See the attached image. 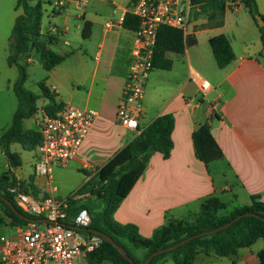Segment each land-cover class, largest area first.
<instances>
[{"label":"crops","instance_id":"0c3cea01","mask_svg":"<svg viewBox=\"0 0 264 264\" xmlns=\"http://www.w3.org/2000/svg\"><path fill=\"white\" fill-rule=\"evenodd\" d=\"M103 1L106 5L102 14L89 12L88 5L81 8L75 3L60 11L51 12L45 8V22L52 20L54 27H43V31L57 37L51 48L60 38L64 39L59 50L52 49L66 55L60 64L48 71L45 84L57 101L93 108L97 116L76 156L56 167L55 190L45 184L44 177L34 174L37 147L32 150V171L27 174L22 162L20 166H11L0 149V154L6 157L7 168L2 172L10 171L9 175L13 174L22 183H33L40 196L68 197L73 191H66L64 187L72 181L75 171L90 173L83 177L79 188L137 135L116 119L134 33L124 26L105 29V23L117 19L127 4ZM256 2L264 15V0ZM208 4L190 18L186 49L180 54L183 64L190 69L191 80L172 75L167 77L165 86L157 83L155 75L152 83L150 76L147 82L154 96L150 98L145 92L141 129L156 117L171 113L175 120L173 148L168 158L161 152L151 155L145 172L114 212L116 221L135 224L145 237L168 224L170 218L191 219L210 196L218 197L225 204L224 213L251 204L252 196L264 201V48L259 25L243 0H225V7L220 11ZM15 9L22 12L17 2ZM85 21L91 23L88 37L83 35ZM59 22H62L60 29ZM218 34L228 37L235 53V59L224 67L218 65L209 41ZM173 53L169 52L168 57L172 59ZM194 62L205 71L197 70ZM173 69L174 61L169 71ZM194 71L210 81L206 92L192 80ZM199 92L202 98L197 96ZM35 93L41 94L39 87ZM48 102L46 97L38 99L39 111L25 119L27 128L39 130L42 108ZM205 121L209 122L223 150V158L212 163L210 168L197 158L192 139L194 129ZM15 144L22 148L19 143L11 145ZM263 248L264 238L230 256H219L210 247L197 254L194 264H260L257 254ZM170 261L166 259L160 264H174Z\"/></svg>","mask_w":264,"mask_h":264},{"label":"trees","instance_id":"16d2710c","mask_svg":"<svg viewBox=\"0 0 264 264\" xmlns=\"http://www.w3.org/2000/svg\"><path fill=\"white\" fill-rule=\"evenodd\" d=\"M214 10H223L225 0H204ZM249 9L254 21L258 24L256 15L264 20V15L259 12L256 0H243ZM205 3V4H206ZM202 4V8L206 6ZM17 7L22 12L15 18V23L10 36L8 63L19 66L20 74L14 82V90L19 103L14 113L11 126L0 136V149H2L10 161L11 166L21 165L20 154L11 150L12 143L21 144L25 150L32 151L41 142L40 130L30 129L25 126V119L30 118L39 111L37 101L40 97H46L49 102L42 108V117L56 116L65 104L55 98V94L40 81L38 86L41 94L27 90L24 84L27 80V72L24 64L19 59L26 60L31 55L38 54L43 68L50 71L60 64L65 58L51 48L57 37L54 34H45L43 31V17L45 14L44 0H18ZM89 21H85L83 35H90ZM139 25V19L127 13L124 27L135 30ZM260 38L264 48V25L259 26ZM187 36L180 28L167 25L160 26L157 35V43L153 56V67L169 70L173 60L168 57L169 52L182 54L185 52ZM210 44L214 56L220 67H224L235 59V53L228 37L218 34L210 38ZM33 53V54H32ZM175 126L174 116L165 113L156 117L147 126L141 129L136 137L117 151L104 165L99 167L79 188L67 197L68 218L74 216L82 208H87L91 214L89 228L103 231L122 245L136 263H141L155 250L171 246L184 238L221 226L235 217L252 212L256 215H242L229 226L212 234L196 237L178 246L175 249L156 255L148 264H160L161 261L171 259L174 264H194L199 252L212 247L219 256H230L240 248L254 244L258 239L264 238V201L258 196H252V203L236 207L228 213H224L225 204L216 196L206 198L197 214L191 219L181 220L170 218L168 224L156 229L152 236H143L138 227L132 223H120L114 219V212L127 197L138 179L145 172L151 155L161 152L168 158L173 148L172 133ZM195 154L208 168L215 161L223 158V150L216 141L208 121L200 123L192 132ZM10 171H0V194L11 200L14 206L24 214L8 193L7 187L16 184L17 179ZM86 175L90 173L86 172ZM25 190L29 188L38 195V188L33 184L23 183ZM88 193L87 201L81 202L75 195ZM0 195V205L13 224L26 223L20 218ZM46 196V195H45ZM263 217V218H262ZM145 249L143 257L139 258L133 253V249ZM260 264H264V248L258 251ZM89 264H98L108 259L113 264H132L124 258L113 244L103 239L101 245L87 254Z\"/></svg>","mask_w":264,"mask_h":264},{"label":"built area","instance_id":"2783aa9c","mask_svg":"<svg viewBox=\"0 0 264 264\" xmlns=\"http://www.w3.org/2000/svg\"><path fill=\"white\" fill-rule=\"evenodd\" d=\"M70 3L85 8L88 0H49L54 11H60ZM202 4L203 0H129L117 19L105 23V29L112 30L124 26L127 13L139 19L138 27L132 30L134 39L116 112V119L123 127L137 134L141 132L144 96L154 69L153 56L160 26L180 28L186 34L190 18L201 11ZM31 60L32 55L26 58V62ZM192 80L203 92L211 86L199 71L193 72ZM96 116L97 111L93 108L66 104L56 116L42 117L39 127L42 139L37 145L34 174L44 177L46 185L54 190L57 188L54 184L56 167L67 164L76 156ZM22 185L17 181L8 186L7 191L31 220L16 224L15 233L2 238L0 264H89L80 262V257H87L89 252L98 248L103 238L72 227H89V210L84 207L73 220L67 221V197L35 195ZM78 197L80 195L74 196ZM98 264L113 263L105 259Z\"/></svg>","mask_w":264,"mask_h":264},{"label":"rangeland","instance_id":"374dc122","mask_svg":"<svg viewBox=\"0 0 264 264\" xmlns=\"http://www.w3.org/2000/svg\"><path fill=\"white\" fill-rule=\"evenodd\" d=\"M45 1V8L50 10L51 12L54 11L51 5L49 4V0ZM108 1H116V3H123L127 4L129 0H108ZM17 0H0V136L1 134L9 128L12 123L14 112L18 106V98L14 92L13 85L14 82L17 80L20 74L19 66L16 64L10 65L8 63V54H9V46H10V36L12 33L13 25L15 18L21 10H16ZM106 1L103 0H88V11L92 13L102 14L105 13V3ZM77 5V4H76ZM46 14V13H45ZM44 14V23L43 27H54L52 24V20H46V15ZM74 20V19H72ZM52 21V22H50ZM62 22H59V29L61 27ZM64 44V39L60 38V41L57 45L52 46V48L59 50L60 47ZM180 57V54L173 53L172 59L174 61V69L172 71L164 70V69H153L151 72V80L152 83L153 76L155 80H157L158 84H163L167 86V77L175 75L177 78L181 79H188L190 78V69L186 65L183 64V61ZM20 64H24L26 67L27 72V80L24 84V87L30 91L36 92L38 89V83L40 81L46 80L48 76V71L45 70L41 64L40 57L38 54L32 55V60L30 62H26L23 58L19 59ZM196 66V62H194ZM196 69L199 70L201 73L205 71V68L202 66H196ZM191 82V81H190ZM191 84H194L193 81ZM146 96L153 97L154 91L150 84L146 87ZM199 98L203 97L202 93H197ZM12 151H17L20 153L22 158V169L25 174L32 171V165L34 159L33 152L29 150H24L18 144L11 145ZM6 157L3 154H0V171L6 170ZM88 176L84 172L75 171L73 174V179L68 183L64 190L66 191H73L76 189L83 179V177ZM88 195L81 196V202L87 201ZM18 224V223H17ZM16 224H13L9 217L6 215L3 207L0 205V244L3 237L11 236L15 233ZM133 253L135 256L139 258L143 257L145 253V249H133ZM87 261L86 257L81 256L80 262L85 263ZM172 262V261H170Z\"/></svg>","mask_w":264,"mask_h":264},{"label":"water","instance_id":"95a60500","mask_svg":"<svg viewBox=\"0 0 264 264\" xmlns=\"http://www.w3.org/2000/svg\"><path fill=\"white\" fill-rule=\"evenodd\" d=\"M256 18H257V21H258V25L259 26H262L264 25V20L263 18L260 16V15H256ZM1 195V194H0ZM2 196V195H1ZM4 198V200L7 202V204L12 208V210L22 219L24 220H31V218L25 214H23L22 212H20L15 206L14 204L12 203L11 200L7 199L6 197L2 196ZM242 215H256V216H259L258 214H255V213H252V212H245L244 214H241L237 217H235L234 219H232L231 221L221 225V226H218L216 228H213V229H209V230H204L202 232H199V233H196L194 235H191V236H188L186 238H184L183 240L179 241V242H176L174 244H172L171 246H168V247H165V248H161V249H158V250H155L154 252H152L149 256H147L145 258V260L141 263H136L134 262V260L130 257V255L128 254L127 250L122 246L120 245L119 243H117L113 238L112 236H110L109 234L103 232V231H99L97 229H93V228H81V227H78V226H72L73 228L79 230L80 232L82 231H88V232H93V233H96L98 235H100L104 240H107L108 242H110L111 244H113L115 246V248L122 254V256L124 258H126L127 260H129L132 264H148L153 257H155L156 255L158 254H161L163 252H166V251H169V250H172V249H175L177 248L178 246L190 241L191 239H194L196 237H200V236H204V235H208V234H212L216 231H219L220 229H223L227 226H229L233 221L239 219ZM263 218V217H262ZM264 219V218H263ZM83 238H85V234L82 235Z\"/></svg>","mask_w":264,"mask_h":264}]
</instances>
